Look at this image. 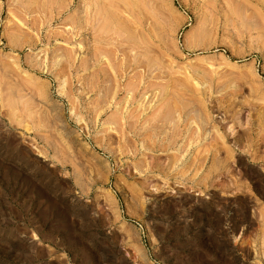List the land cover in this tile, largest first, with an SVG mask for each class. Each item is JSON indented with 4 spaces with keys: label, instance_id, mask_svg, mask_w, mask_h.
Segmentation results:
<instances>
[{
    "label": "rangeland",
    "instance_id": "obj_1",
    "mask_svg": "<svg viewBox=\"0 0 264 264\" xmlns=\"http://www.w3.org/2000/svg\"><path fill=\"white\" fill-rule=\"evenodd\" d=\"M0 264H264V0H0Z\"/></svg>",
    "mask_w": 264,
    "mask_h": 264
}]
</instances>
